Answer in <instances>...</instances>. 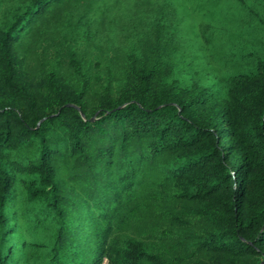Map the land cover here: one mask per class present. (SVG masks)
Here are the masks:
<instances>
[{
  "label": "trees",
  "instance_id": "trees-1",
  "mask_svg": "<svg viewBox=\"0 0 264 264\" xmlns=\"http://www.w3.org/2000/svg\"><path fill=\"white\" fill-rule=\"evenodd\" d=\"M66 1L0 29V264H264V54L189 86L159 24L94 77L30 72L22 36Z\"/></svg>",
  "mask_w": 264,
  "mask_h": 264
},
{
  "label": "rangeland",
  "instance_id": "rangeland-1",
  "mask_svg": "<svg viewBox=\"0 0 264 264\" xmlns=\"http://www.w3.org/2000/svg\"><path fill=\"white\" fill-rule=\"evenodd\" d=\"M31 1L0 0V29ZM159 24L176 36L173 77L189 86L220 89L225 75L264 54V0H70L32 22L18 50L30 72L75 60L94 77Z\"/></svg>",
  "mask_w": 264,
  "mask_h": 264
}]
</instances>
